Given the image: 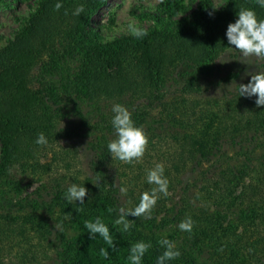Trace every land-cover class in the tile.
Listing matches in <instances>:
<instances>
[{"label":"trees","instance_id":"1","mask_svg":"<svg viewBox=\"0 0 264 264\" xmlns=\"http://www.w3.org/2000/svg\"><path fill=\"white\" fill-rule=\"evenodd\" d=\"M107 1L40 0L0 48V264H129L139 241L152 244L142 264H156L166 230L182 253L167 264H264V106L237 90L264 63L241 62L226 36L240 7L259 19L264 8L256 0L218 7L198 0L178 17L150 14L160 24L142 39L122 34L102 42L89 23ZM80 4L84 13L73 15ZM229 83L234 90L205 95L203 84ZM83 101L93 107L90 118ZM117 103L150 138L134 165L107 150L116 138ZM40 133L47 146L35 143ZM158 163L171 194L161 196L152 219L129 216L133 227L121 232L114 225L119 207L134 208L154 187L146 176ZM72 183L88 189L83 205L65 199ZM116 184L128 188L126 196ZM189 216L191 233L178 227ZM97 217L116 251L86 229L85 221ZM66 219L82 226L76 235L68 236ZM101 248L110 259L99 256Z\"/></svg>","mask_w":264,"mask_h":264},{"label":"clouds","instance_id":"2","mask_svg":"<svg viewBox=\"0 0 264 264\" xmlns=\"http://www.w3.org/2000/svg\"><path fill=\"white\" fill-rule=\"evenodd\" d=\"M256 4L264 8V0H256ZM63 4L57 2L54 5V11H59ZM35 8L33 11L35 12ZM85 11L83 4L78 5L72 12L75 16H80ZM65 15L68 11L65 10ZM127 32L136 39H142L148 35L146 28L138 25L134 20L127 23ZM228 43L241 53V62L252 64L253 62L264 63V19H259L255 10L251 8L240 7L238 19L235 23H230L226 32ZM223 63V62H222ZM239 97H257L255 103L257 107L264 106V71H258L251 74V80L247 84L238 85ZM113 117L111 120L115 139L110 140L107 144V150L111 154L113 160H119L124 164H136L143 161L145 154L149 150L150 138L143 127L137 126L132 118V112L122 104H114L112 106ZM35 143L41 146H47L48 139L44 133H40ZM11 172V169H9ZM147 183L153 185L150 191H144L139 199L138 205L134 208L124 206L118 209V218L114 221V225L120 226L121 232H129L133 227V220H129V216L152 219L153 211L158 200L169 196V180L165 176V167L163 163H158L154 168L147 171ZM100 178L97 177L94 185L98 186ZM119 187L121 196H126L128 188L126 186ZM88 196V189L82 185L72 183L65 192V199L68 203L84 204L85 197ZM82 211L83 208L77 209ZM113 209H109L112 212ZM85 227L93 238L97 234L102 237L103 241L116 251V245L113 235L108 225L100 218L85 221ZM179 229L184 232L191 233L195 227V221L189 216L186 217L178 225ZM165 250L157 258L156 264H167L168 261L178 259L182 253L177 248L174 241L162 238L158 241ZM152 247L151 242L139 241L131 245L128 255L129 264H142L143 257ZM108 248H101L99 256L102 259H110ZM222 250V249H221Z\"/></svg>","mask_w":264,"mask_h":264},{"label":"rangeland","instance_id":"3","mask_svg":"<svg viewBox=\"0 0 264 264\" xmlns=\"http://www.w3.org/2000/svg\"><path fill=\"white\" fill-rule=\"evenodd\" d=\"M40 0H1L0 1V48L11 40L17 32L25 25L29 16L33 13ZM216 7L222 5L226 0H210ZM198 0H108L104 6L96 11L90 21V26L95 30L99 39L104 42L111 40L127 32V23L134 20L139 26L148 28L158 26V19L150 14L159 16L163 21L169 13L173 17L187 14ZM176 5V9H168L169 5ZM236 83L224 84L222 86L204 85L205 95L210 97H220L223 93L234 90ZM82 110L87 117H91L92 105L86 101L81 102ZM228 156H231V152ZM80 167V174L87 171L85 162L80 159L77 169ZM76 169V170H77ZM34 184L30 185L24 191L31 190ZM68 236H74L82 228L77 223L66 219ZM55 225H57L55 223ZM57 227V226H56ZM58 228V227H57ZM170 230L163 233V237H169ZM76 264H79L78 262Z\"/></svg>","mask_w":264,"mask_h":264}]
</instances>
